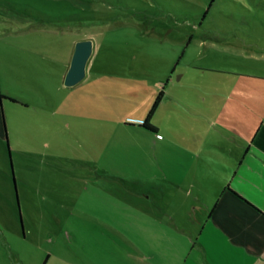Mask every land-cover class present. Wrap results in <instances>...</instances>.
<instances>
[{"label": "rangeland", "instance_id": "obj_1", "mask_svg": "<svg viewBox=\"0 0 264 264\" xmlns=\"http://www.w3.org/2000/svg\"><path fill=\"white\" fill-rule=\"evenodd\" d=\"M85 38L86 76L67 86ZM261 55L264 0H0V264H167L154 216L135 219L163 205L136 166L151 141L125 120L146 119L167 81L160 111L178 113L191 83L251 80L219 69L264 76Z\"/></svg>", "mask_w": 264, "mask_h": 264}, {"label": "crops", "instance_id": "obj_2", "mask_svg": "<svg viewBox=\"0 0 264 264\" xmlns=\"http://www.w3.org/2000/svg\"><path fill=\"white\" fill-rule=\"evenodd\" d=\"M220 70L251 80L191 83L192 93L174 96L178 113L160 111L168 97L167 81L151 119L154 130L142 126L145 119L125 120L130 132L151 141L152 157L141 158L136 166L149 168L163 205L142 209L135 219L146 229L143 215L154 216L153 246L163 244L156 238L163 231V246L170 252L161 248L155 255L172 256L167 264H264V76ZM152 141L160 145L153 147ZM148 148L141 144L142 150ZM175 198H181L183 206L175 204ZM162 213L167 223L159 226L155 221ZM180 239L183 247L176 252L173 246Z\"/></svg>", "mask_w": 264, "mask_h": 264}, {"label": "water", "instance_id": "obj_3", "mask_svg": "<svg viewBox=\"0 0 264 264\" xmlns=\"http://www.w3.org/2000/svg\"><path fill=\"white\" fill-rule=\"evenodd\" d=\"M94 42L92 38H85L76 41L71 57L70 65L64 76V83L67 86L75 85L83 80L87 72V64L93 54ZM0 115L2 127L7 137L6 124L3 113L2 96L0 95Z\"/></svg>", "mask_w": 264, "mask_h": 264}, {"label": "trees", "instance_id": "obj_4", "mask_svg": "<svg viewBox=\"0 0 264 264\" xmlns=\"http://www.w3.org/2000/svg\"><path fill=\"white\" fill-rule=\"evenodd\" d=\"M0 95L3 96L2 94H0ZM163 96H164V90H161L158 93V95L156 96V98L152 104V107L150 108V110L147 114L146 119L142 123V126L147 127L151 130H154L156 128L155 125L151 123V119H152V116L155 113L156 109L158 108L160 102L162 101ZM12 100L17 101L15 98H12Z\"/></svg>", "mask_w": 264, "mask_h": 264}, {"label": "built area", "instance_id": "obj_5", "mask_svg": "<svg viewBox=\"0 0 264 264\" xmlns=\"http://www.w3.org/2000/svg\"><path fill=\"white\" fill-rule=\"evenodd\" d=\"M157 136H158V137H162V134H159V133H158Z\"/></svg>", "mask_w": 264, "mask_h": 264}]
</instances>
